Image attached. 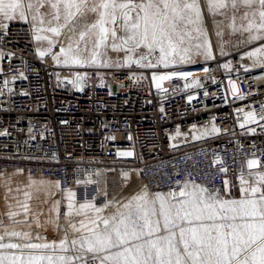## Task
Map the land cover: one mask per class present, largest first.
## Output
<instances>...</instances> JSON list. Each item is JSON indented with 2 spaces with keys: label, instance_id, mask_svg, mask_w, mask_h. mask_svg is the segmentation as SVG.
I'll list each match as a JSON object with an SVG mask.
<instances>
[{
  "label": "built area",
  "instance_id": "obj_1",
  "mask_svg": "<svg viewBox=\"0 0 264 264\" xmlns=\"http://www.w3.org/2000/svg\"><path fill=\"white\" fill-rule=\"evenodd\" d=\"M0 24V172L53 179L81 200L95 196L102 168L136 169L150 193L189 182L236 199L262 186L264 58L246 56L250 47L218 52L157 88L153 76L174 70L60 66L38 53L29 19Z\"/></svg>",
  "mask_w": 264,
  "mask_h": 264
},
{
  "label": "snow or ice",
  "instance_id": "obj_2",
  "mask_svg": "<svg viewBox=\"0 0 264 264\" xmlns=\"http://www.w3.org/2000/svg\"><path fill=\"white\" fill-rule=\"evenodd\" d=\"M50 3L56 10V20L60 19V5H63L66 23L86 11L98 13L99 19L90 26L88 32L81 31L79 34L80 40H83L85 35H94L93 30L98 28L99 38L94 45L96 49L107 41L110 34L113 41H121L120 44H112L113 50L123 47L132 52L144 46L151 53L158 49L157 64L149 61L142 65L145 67L163 65L167 68L177 62V57L180 63L191 60L188 55L191 48L182 46L185 45L186 38L189 43L192 40L187 26L195 21L190 13H195L197 20L201 15L197 0H191V3L188 0H50ZM208 4L209 10L213 7L223 8L227 7V0H208ZM231 6L234 9L240 6L248 9L241 17L247 23L242 24L241 28L250 34L255 30V34L249 36V41L262 42L260 47L247 54L248 57L264 58V0H231ZM32 7V3H25V0H0V16L11 21L18 15L21 20L26 21V13ZM33 19L36 17L33 16ZM105 24H111L112 27L106 28ZM181 24L184 25L183 28ZM65 26L66 24L60 27ZM0 27L7 28L8 25L0 24ZM116 27L126 35L118 37ZM48 30L55 35L60 34L59 28ZM196 31L199 32L200 29ZM201 47L205 48L207 58H212L208 42L195 45L197 54ZM73 51L71 43L67 49H60L64 63L83 65L85 60L73 54ZM79 51L77 47L75 52ZM46 54L40 52L41 56ZM98 55V52H92V63H96ZM53 59L58 60V57L54 55ZM145 59L147 56H141L134 62L140 64ZM128 61L132 62V58L128 57ZM224 67L227 68L228 65ZM261 67H264V63H261ZM203 70L208 71L207 68ZM190 74L173 72L154 75L153 79L157 81L156 87L160 88V81L171 79L175 75L183 78ZM193 83L198 84L199 81ZM233 91H236L234 84ZM245 116L246 122L256 119L255 112H248ZM260 119L264 120V112ZM213 131L218 130L213 128ZM119 154L132 155L131 152ZM257 164L256 160L248 161L249 168ZM258 176V183L264 185V173H259ZM241 181L245 183L243 177ZM88 182L91 183L90 180ZM241 191L248 195L239 200H226L221 199L218 193L209 192L207 188L194 183L189 190V182H185L178 193H155L154 199H150L149 194L144 192L124 204V212L118 211L107 218L97 215L89 218L87 224L81 221L80 227L86 234L71 243L73 247L79 244L82 253L91 255H81L76 259L81 264H264V188L251 186L242 188ZM25 197L30 198V194L25 193ZM74 197L75 193H68V215L75 210L72 203ZM20 206L25 213L29 211L26 202ZM86 209L97 214L103 211L94 204L82 203L77 214ZM8 215L14 217L17 213L9 212ZM70 227L74 231H80L75 225L70 224ZM5 231L10 236H23L26 239L30 237L28 232ZM3 239L4 236L0 235V241ZM65 243L66 241H61L60 248L67 251ZM49 248L54 246L47 243H0V249L20 250L19 254L0 253V264H73V257L24 254V249Z\"/></svg>",
  "mask_w": 264,
  "mask_h": 264
},
{
  "label": "rangeland",
  "instance_id": "obj_3",
  "mask_svg": "<svg viewBox=\"0 0 264 264\" xmlns=\"http://www.w3.org/2000/svg\"><path fill=\"white\" fill-rule=\"evenodd\" d=\"M136 2H140V0H136ZM191 3V0H188ZM197 4L201 10V15L199 20L196 19L195 13H190L192 19L195 21L193 24L187 26V30L192 34V40L190 43L187 41L182 47H190L191 52L188 54L191 58L190 62L180 63L179 58L177 57V62L175 64L170 65L167 68H171L175 73H187L197 70L194 66L196 63L205 62L210 60L211 58H207L205 54V48L201 47L199 49V54H197V49L195 48L196 44L204 45L205 41L211 47L212 55L217 54H226L231 51L234 47H242L249 48V52L254 51L259 46L256 44L257 42H247L244 41V37L246 32L241 28L242 24L246 25V21H242L241 17L246 9L243 6L234 9L231 6V0H227V7L216 8L213 7L209 10L208 0H197ZM90 6V5H89ZM60 19H54L52 15H44L41 14V9L39 12L35 14H31L27 16L33 25V28H38L39 32L36 30L35 39L37 37H42L37 43V49L40 52H46L48 55L57 56V59H53L58 65L70 67L76 69L78 67H101V68H113L117 65H125L127 67H135L137 69L149 70L154 68L145 67L142 65H146L149 61L152 64H157L159 58V50H155L149 53L148 49L144 46L136 48L134 51L129 52L126 48H120L119 50H113L112 44L115 42L116 44H120L121 41L117 39L113 41L111 35L107 41L101 45L98 49L94 47L97 39L99 38V29H94V35H85L83 40H80V32L83 31L85 33L88 32L90 26L94 24L99 19L98 13H93L90 11H86L83 15H77L75 19L71 22H67L65 20V12L63 5H60L59 11ZM33 16L36 19H33ZM233 18L235 20L233 21ZM210 23H208V20ZM42 21V23H41ZM65 27H60L61 25H65ZM234 25V26H233ZM59 28L60 34L55 35L48 29L50 28ZM106 28H111V24H105ZM183 28L184 25L181 24ZM206 27L208 30H206ZM72 28V29H71ZM212 28V31H211ZM73 29H75L73 31ZM196 29H200L199 32ZM235 29V30H234ZM117 36H124L126 33L122 32L119 27H116ZM213 32V33H212ZM215 37H217V44L215 41ZM247 40V39H246ZM71 43L73 47V54L79 55L85 63L83 65L72 64L69 62L68 64L64 63V56L60 54V49H67L69 44ZM79 48L80 51L75 52L76 48ZM87 49V50H85ZM218 49V52L217 50ZM96 51L99 55L96 57V63H92V52ZM248 52V53H249ZM154 55H158L157 58H154ZM141 56H147V59L140 62V64L135 63L134 61L139 60ZM247 56V54H246ZM128 57L132 58V62L128 61ZM59 61V62H58ZM157 67H164L163 65H158ZM57 84L60 88L67 89L70 88L62 84V82L57 79ZM100 175V173H99ZM99 175L97 176V192L92 198L74 199L75 210L71 215H68L69 209L68 206L64 213H60L58 217L55 216V222L51 227H47L46 229L40 231L36 229H31L27 231L30 233L29 238H24L23 236H10L7 235L6 232L0 231V235L4 236L3 241L0 243H17V244H25V243H33V244H50L53 245L54 248L49 249H24V254L27 255L29 253L36 255H53L55 256H65V257H73V264H81L80 260H77L76 257L81 255H91L84 254L79 250V244L75 247L72 245V240H79L80 236L85 233V230L80 227L81 221H84L86 224L89 221V218H95L97 215L102 217H110L113 214L119 212H124L126 209L123 208V205L132 200L133 197L143 194L147 192L149 194L150 199H154L155 193H164V192H148L144 188L142 181L138 175V171L136 169H123L119 174H115L113 172L109 173L107 178L104 181H100ZM192 189V185H189V190ZM60 191V190H59ZM62 192L60 191L59 195L62 196ZM221 198V197H220ZM243 197H239L236 199H228L221 198L226 200H239ZM82 203H91L96 207H100L103 209L102 212L97 214L95 211L86 209L80 214H77V210H79V205ZM133 203H135L133 201ZM6 208H0V222L3 219L14 220V217H9ZM23 211V209H22ZM10 212H14L13 209ZM26 218L29 222L35 221V214L33 211L31 213V209L25 214ZM31 222V223H32ZM71 225H75L76 228H79L80 231H74ZM102 226V225H101ZM29 228H32L29 226ZM8 232V231H7ZM23 233V232H20ZM61 241H66L64 247L67 248V251H64L60 248ZM0 253H20L18 249H0ZM102 255V254H101ZM98 264V262H97Z\"/></svg>",
  "mask_w": 264,
  "mask_h": 264
},
{
  "label": "crops",
  "instance_id": "obj_4",
  "mask_svg": "<svg viewBox=\"0 0 264 264\" xmlns=\"http://www.w3.org/2000/svg\"><path fill=\"white\" fill-rule=\"evenodd\" d=\"M31 2L33 7L30 11H27V16L39 12L41 9V14L55 16L56 10L51 7L50 0H25V3ZM55 2V0H51ZM13 20H21L17 15ZM8 21L0 16V22ZM210 23L209 19L207 20ZM36 30L39 32L38 28ZM206 30L207 27H206ZM212 31V28H211ZM213 33V32H212ZM255 34V30L253 33ZM250 33L246 32L244 41L247 42H257L249 41ZM247 39V40H246ZM36 40V45L39 43ZM217 44V37H215ZM218 52V49H216ZM39 52V51H38ZM255 58V57H253ZM0 69H1V51H0ZM109 171L104 168L100 171V181H104L109 175ZM264 188V185L261 186ZM75 193L77 199V193L74 189H68L62 191V196L59 195L60 191L58 184L55 180L44 177H29L21 171L11 170L0 172V208H6L10 212L11 209L17 213L14 216V220L3 219L0 222V231L7 230L8 232H27L31 229L44 230L47 227H51L55 222V216L58 217L60 206L67 208L69 204L68 193ZM25 193L30 194V198L25 197ZM74 197V199H75ZM74 199L72 203H74ZM26 202L31 209V213L35 214V221L29 222L26 218V213L22 211L20 206L22 203ZM66 212V209H65ZM65 214V213H64ZM37 221L39 223H37ZM31 226L32 228H29Z\"/></svg>",
  "mask_w": 264,
  "mask_h": 264
},
{
  "label": "bare ground",
  "instance_id": "obj_5",
  "mask_svg": "<svg viewBox=\"0 0 264 264\" xmlns=\"http://www.w3.org/2000/svg\"><path fill=\"white\" fill-rule=\"evenodd\" d=\"M72 29V28H71ZM35 35H36V29H34V40H35ZM35 44H36V40H35ZM37 47V45H36ZM39 53V52H38ZM253 58V57H252ZM255 61H258V59H261V57L256 56L255 58H253ZM76 78V81L79 82L78 76L74 77ZM80 78V77H79ZM45 178V177H44Z\"/></svg>",
  "mask_w": 264,
  "mask_h": 264
}]
</instances>
